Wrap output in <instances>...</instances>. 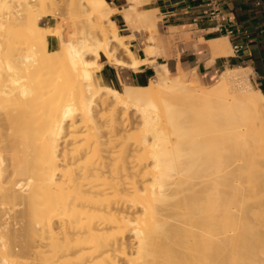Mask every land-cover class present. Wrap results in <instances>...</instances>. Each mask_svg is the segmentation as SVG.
Returning a JSON list of instances; mask_svg holds the SVG:
<instances>
[{
    "label": "bare ground",
    "instance_id": "6f19581e",
    "mask_svg": "<svg viewBox=\"0 0 264 264\" xmlns=\"http://www.w3.org/2000/svg\"><path fill=\"white\" fill-rule=\"evenodd\" d=\"M63 7L71 22H41ZM114 10L108 0H0V94L19 96L23 114L19 129L0 114V264H264V96L253 69L227 67L207 88L196 70L173 76L135 57ZM101 54L153 65L150 82H101Z\"/></svg>",
    "mask_w": 264,
    "mask_h": 264
},
{
    "label": "crops",
    "instance_id": "0c3cea01",
    "mask_svg": "<svg viewBox=\"0 0 264 264\" xmlns=\"http://www.w3.org/2000/svg\"><path fill=\"white\" fill-rule=\"evenodd\" d=\"M108 1L112 8L119 9L112 15L119 25V22L124 20L121 9L129 2L128 0ZM205 1L147 0L143 2L139 6L142 10H156L159 21V14L161 15V24L167 40L162 53L158 55H156L158 47L153 34L146 37L147 43L144 47L139 46L138 40H134L130 43L133 54L137 58L145 57L144 49H146L147 56L156 58L157 63L166 64L171 74L179 73L180 69L192 71L196 68L201 80L202 78L213 80L227 67H251L253 71L250 77L253 85L260 89L264 96V0H260V4H256V0H219L222 11L229 18L226 26L233 29L230 33L214 30L215 20L206 17L202 12ZM195 15L198 16L196 21L193 20ZM159 21L156 32L160 33ZM48 37L50 48H56L57 38L53 35ZM213 41L223 43L230 53L215 56L213 49L208 45ZM235 44H241L238 52L233 49ZM102 67L97 72L98 78L103 83L117 88H122L124 85L145 86L150 82L154 70V66L148 63L142 64L137 70L128 66H116L106 61L103 62Z\"/></svg>",
    "mask_w": 264,
    "mask_h": 264
},
{
    "label": "rangeland",
    "instance_id": "374dc122",
    "mask_svg": "<svg viewBox=\"0 0 264 264\" xmlns=\"http://www.w3.org/2000/svg\"><path fill=\"white\" fill-rule=\"evenodd\" d=\"M143 2L144 1H141V0L140 1L136 0L135 1L134 11L130 14L129 19L128 20H122V22L120 21L119 25H118V28H119V31H120L121 35H123V37L128 42V44H130L134 40H138L139 44H140L139 46H141V47H144L145 43H147L146 37L148 35H152L153 34V36L155 38V41H156V45L158 47L156 55H158V54H161L162 51H163L164 43L167 40V36L165 35L164 30H163V26L161 24V15L159 14V16H160V21H159V18L157 16L156 10H142L139 6ZM115 12H118V11L114 10V13ZM62 13H63V17L45 16V17L42 18L41 22L43 24H47V25H56V24L59 25V24L63 23V19L65 21H67V22H71V19L68 17L67 9L65 7L62 8ZM65 18H67L69 20H66ZM158 21L160 23V33L156 32ZM122 23H124V24H122ZM69 29H70V27L66 26L65 27V32L69 31ZM144 51H145V57H141V58H154L152 56H147L146 49H144ZM120 57H121L120 59H123L126 56L124 55L123 52H121ZM126 58L127 59L126 60L123 59V61L130 62L129 61L130 59L128 57H126ZM100 60L105 62L106 61V57L103 56V54H101ZM155 65L157 66V62H155ZM237 68H240V67H237ZM194 70H196L195 74H196L197 78L199 79V83L201 85H204L206 88L211 86V83L213 81H215L217 79V77H218V76H216L213 80H205L203 78L201 80L199 78L197 69L195 68ZM186 72H189V71H186ZM172 75L174 76L176 74L172 73ZM96 76H97V74H96ZM97 78H98V76H97ZM250 80H251V77H250ZM251 84H253L252 80H251ZM6 96L7 95H5V94H2V96L0 94V101H1L0 102V114H1V116L4 117V122L5 121L7 122V120H8L7 123H4V126L10 125L11 123H9V122L12 119L13 120V124H15L14 128L15 129H19L20 126L23 125V118H22L23 114H22V109H21L22 102L20 100L21 98L19 96H17V95H12V96H9V97H6ZM1 99H3L4 101L1 100ZM179 108L181 110L183 109L180 106H179ZM6 113H8V114H6ZM192 113H194V112H190L191 115H192ZM5 114H6V116H5ZM7 116H8V118H7Z\"/></svg>",
    "mask_w": 264,
    "mask_h": 264
},
{
    "label": "built area",
    "instance_id": "2783aa9c",
    "mask_svg": "<svg viewBox=\"0 0 264 264\" xmlns=\"http://www.w3.org/2000/svg\"><path fill=\"white\" fill-rule=\"evenodd\" d=\"M260 0H256V4H260ZM203 14L215 20V25L213 26L215 31L230 33L233 29L229 26H226V21L229 19L227 14L222 11L220 7L219 0H206L205 5L202 9ZM193 20H198V16H193ZM235 52H238L241 49V44H235L233 46Z\"/></svg>",
    "mask_w": 264,
    "mask_h": 264
},
{
    "label": "trees",
    "instance_id": "16d2710c",
    "mask_svg": "<svg viewBox=\"0 0 264 264\" xmlns=\"http://www.w3.org/2000/svg\"><path fill=\"white\" fill-rule=\"evenodd\" d=\"M104 56V55H103Z\"/></svg>",
    "mask_w": 264,
    "mask_h": 264
}]
</instances>
